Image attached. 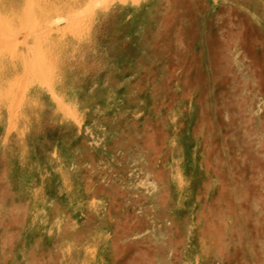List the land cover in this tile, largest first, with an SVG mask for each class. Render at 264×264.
Listing matches in <instances>:
<instances>
[{
    "label": "rangeland",
    "instance_id": "rangeland-1",
    "mask_svg": "<svg viewBox=\"0 0 264 264\" xmlns=\"http://www.w3.org/2000/svg\"><path fill=\"white\" fill-rule=\"evenodd\" d=\"M0 264H264V0H0Z\"/></svg>",
    "mask_w": 264,
    "mask_h": 264
}]
</instances>
